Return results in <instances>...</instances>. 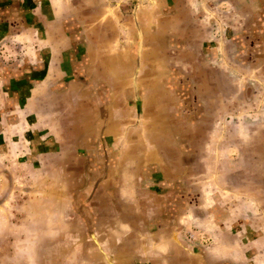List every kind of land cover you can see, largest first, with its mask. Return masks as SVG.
I'll use <instances>...</instances> for the list:
<instances>
[{
  "label": "crops",
  "instance_id": "1",
  "mask_svg": "<svg viewBox=\"0 0 264 264\" xmlns=\"http://www.w3.org/2000/svg\"><path fill=\"white\" fill-rule=\"evenodd\" d=\"M5 42L0 159L90 263L264 264V0H0Z\"/></svg>",
  "mask_w": 264,
  "mask_h": 264
},
{
  "label": "rangeland",
  "instance_id": "2",
  "mask_svg": "<svg viewBox=\"0 0 264 264\" xmlns=\"http://www.w3.org/2000/svg\"><path fill=\"white\" fill-rule=\"evenodd\" d=\"M20 46L5 42L0 64L17 63L21 55L12 49L19 50ZM0 139L4 141V134ZM17 154L21 162V151ZM0 160V264H93L88 261L93 252L88 245L89 235L80 244L74 240L72 246V230L62 226L57 217L61 193L51 179L39 177L40 172L36 177H15L9 168L10 160Z\"/></svg>",
  "mask_w": 264,
  "mask_h": 264
},
{
  "label": "water",
  "instance_id": "3",
  "mask_svg": "<svg viewBox=\"0 0 264 264\" xmlns=\"http://www.w3.org/2000/svg\"><path fill=\"white\" fill-rule=\"evenodd\" d=\"M76 208V211L82 216L84 217V219L88 222V219H87V215L84 213V211L82 210H79L77 207Z\"/></svg>",
  "mask_w": 264,
  "mask_h": 264
}]
</instances>
